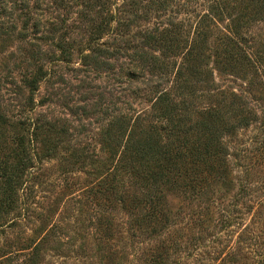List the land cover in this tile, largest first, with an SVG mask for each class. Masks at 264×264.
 <instances>
[{
    "label": "rangeland",
    "instance_id": "374dc122",
    "mask_svg": "<svg viewBox=\"0 0 264 264\" xmlns=\"http://www.w3.org/2000/svg\"><path fill=\"white\" fill-rule=\"evenodd\" d=\"M80 8L77 0L61 5L57 0H0V25L3 22L10 31L0 33V121L8 120L0 126V162L12 158L16 133L24 135L30 116L45 115L67 130V139L59 138L56 156H39L42 161L28 206L9 214L11 225L0 228V264H28L37 244L38 264H147L155 258L161 264L263 263L264 74L254 76L251 85L247 79L219 76L214 70L217 85L240 94L256 117L223 140L228 187L215 191L209 200H190L188 192L175 188L178 183L164 188L163 206L171 224L155 237H132L128 213L113 196L99 190L109 156L103 136L114 116L149 112L152 99L141 79L128 74L133 70L126 58L129 50L113 57L85 50L90 43ZM252 32L264 41V23H255ZM57 39L64 43L67 58L52 47ZM37 46L56 56L45 62L46 75L32 95L26 84L34 71L28 57ZM93 57L99 61L96 66ZM31 97L32 110L27 104ZM221 100L189 99L190 117L196 119L210 107L221 108ZM153 118L148 117V124L155 123ZM63 146L69 149L65 152ZM75 148L97 161L91 163L87 156L66 171L61 156ZM230 215L232 219L226 217Z\"/></svg>",
    "mask_w": 264,
    "mask_h": 264
},
{
    "label": "trees",
    "instance_id": "16d2710c",
    "mask_svg": "<svg viewBox=\"0 0 264 264\" xmlns=\"http://www.w3.org/2000/svg\"><path fill=\"white\" fill-rule=\"evenodd\" d=\"M64 1L57 0L59 5ZM77 1L79 13L87 21L84 32L90 45L85 50L108 53L109 57L129 50L126 58L133 70L128 74L141 79L152 99L149 112L119 114L107 125L103 137L108 166L99 190L113 196L128 213L132 237H155L172 221L163 206L164 188L178 183L175 188L188 192L190 200H209L215 191L228 187V150L223 140L256 117L240 94L217 85L214 70L219 76L247 79L251 85L254 76L264 74V41L252 32L255 23H264V0ZM3 24L0 33L7 35L10 31ZM104 36L109 41H102ZM63 44L61 39L51 43L67 58ZM88 53L85 58L90 57ZM55 56V51L41 46L30 51L28 65L34 71L26 84L32 95L46 75L45 62ZM98 63L95 60L94 66ZM215 96L222 99L221 108L210 107L196 119L190 117L189 99ZM27 104L32 110L34 99ZM38 115L28 118L23 136L16 133L12 158L0 162L2 229L11 225L9 214L28 206L26 199L42 161L39 156H56L62 142L59 138L67 139L63 125ZM149 116L155 123L148 124ZM7 121H0V126ZM63 148L65 152L69 149ZM87 156L91 163L97 161L76 148L61 157L68 171ZM39 249L37 244L30 251L28 264H38ZM159 260L147 264H161Z\"/></svg>",
    "mask_w": 264,
    "mask_h": 264
}]
</instances>
